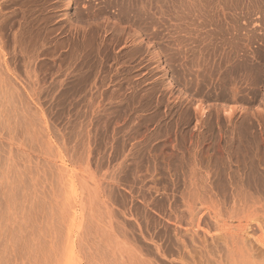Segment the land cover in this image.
Listing matches in <instances>:
<instances>
[{
  "label": "rangeland",
  "instance_id": "rangeland-1",
  "mask_svg": "<svg viewBox=\"0 0 264 264\" xmlns=\"http://www.w3.org/2000/svg\"><path fill=\"white\" fill-rule=\"evenodd\" d=\"M69 1L0 0V264H264V0Z\"/></svg>",
  "mask_w": 264,
  "mask_h": 264
},
{
  "label": "bare ground",
  "instance_id": "bare-ground-1",
  "mask_svg": "<svg viewBox=\"0 0 264 264\" xmlns=\"http://www.w3.org/2000/svg\"><path fill=\"white\" fill-rule=\"evenodd\" d=\"M70 1L68 0V4H67V9L69 10L70 9ZM122 7H124V6H122ZM174 7V6H173ZM125 9V8H124ZM173 9V8H172ZM67 10V11H68ZM126 10H128L127 8H126ZM131 10V9H130ZM130 10H128V11H130ZM123 12H124V10H123ZM127 12V11H126ZM135 12V11H134ZM174 12V11H173ZM123 15V14H122ZM118 16V15H117ZM125 16V15H124ZM134 16V15H133ZM140 16V15H139ZM138 18V17H137ZM3 19V18H2ZM1 20V19H0ZM139 21V20H138ZM134 22H136V21H134ZM30 31V30H29Z\"/></svg>",
  "mask_w": 264,
  "mask_h": 264
}]
</instances>
